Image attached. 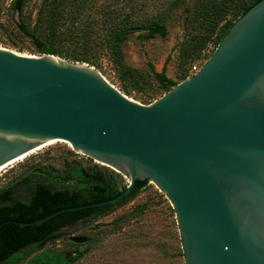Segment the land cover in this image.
Here are the masks:
<instances>
[{
    "label": "water",
    "instance_id": "obj_1",
    "mask_svg": "<svg viewBox=\"0 0 264 264\" xmlns=\"http://www.w3.org/2000/svg\"><path fill=\"white\" fill-rule=\"evenodd\" d=\"M54 140L169 200L185 264H264V0L193 76L149 105L94 68L0 48V169Z\"/></svg>",
    "mask_w": 264,
    "mask_h": 264
},
{
    "label": "trees",
    "instance_id": "obj_2",
    "mask_svg": "<svg viewBox=\"0 0 264 264\" xmlns=\"http://www.w3.org/2000/svg\"><path fill=\"white\" fill-rule=\"evenodd\" d=\"M5 1L0 0V15ZM259 1L196 0L193 16L187 20L191 29L184 57L198 55L225 17L231 15L233 20L223 25V38L234 22ZM185 2L102 0L100 4V0H11L6 11L14 27L34 42L41 55L96 66L95 56L105 45L123 69L126 66L121 46L128 36L136 31H147L149 35L161 33L169 14ZM150 3L157 8V14L151 17ZM95 13L100 14L99 19L93 16ZM153 72L165 91L176 85L163 71ZM148 182V179L137 180L128 195L113 204L63 212L39 226H22L62 209L108 201L126 189L119 190L115 177L98 166L87 168L71 162L63 172L49 167L35 168L11 187L0 189V264H18L26 256L24 250L30 247L40 252L26 264H69L70 259L64 252L44 250L48 243L62 236L61 229L72 223L87 222L108 213L114 206L123 205Z\"/></svg>",
    "mask_w": 264,
    "mask_h": 264
},
{
    "label": "rangeland",
    "instance_id": "obj_3",
    "mask_svg": "<svg viewBox=\"0 0 264 264\" xmlns=\"http://www.w3.org/2000/svg\"><path fill=\"white\" fill-rule=\"evenodd\" d=\"M10 1H5L0 15V48L41 56L34 42L11 22L6 11ZM195 5L196 0H186L171 12L161 33L149 35L147 31H136L129 35L121 46L125 68L117 64L105 45L95 56L96 66L87 65L127 98L142 105L151 104L168 92L159 85L153 70L163 71L176 85L195 75L223 39L225 21L233 20L231 15L226 16L211 41L198 55L187 59L184 52L191 29L187 20L193 16ZM148 10L149 17L157 14L156 6L151 3ZM93 16L100 18L98 13ZM194 67L197 72L193 71ZM71 162L87 168L100 167L115 177L119 190L128 185L120 173L74 152L66 142H57L1 172L0 189L11 187L35 168L49 167L63 172ZM61 233L62 236L48 243L44 250L64 252L70 259L69 264H185L175 212L151 181L123 205L114 206L108 213L87 222L67 226ZM39 252L33 247L24 250L26 256L18 264H26Z\"/></svg>",
    "mask_w": 264,
    "mask_h": 264
},
{
    "label": "bare ground",
    "instance_id": "obj_4",
    "mask_svg": "<svg viewBox=\"0 0 264 264\" xmlns=\"http://www.w3.org/2000/svg\"><path fill=\"white\" fill-rule=\"evenodd\" d=\"M17 54H19V53H17ZM20 55H23V54H20ZM25 56H27V55H25ZM57 142H65V141L54 140V141H52V142H50V143H48V144H46V145H44V146H42V147H40V148H38V149H35L34 151L30 152L29 154H27V155H25L24 157H22V158L18 159L17 161H15L13 164H15V163H17V162H20V161L24 160L25 158H27L28 156L34 154L36 151H38V150H40V149H42V148H44V147H46V146L53 145V144H55V143H57ZM66 143H67V142H66ZM8 167H9V166H8ZM8 167H5V168H3V169H0V173L3 172V171H4L6 168H8Z\"/></svg>",
    "mask_w": 264,
    "mask_h": 264
},
{
    "label": "built area",
    "instance_id": "obj_5",
    "mask_svg": "<svg viewBox=\"0 0 264 264\" xmlns=\"http://www.w3.org/2000/svg\"><path fill=\"white\" fill-rule=\"evenodd\" d=\"M193 71L197 72V68H196V67H194V68H193Z\"/></svg>",
    "mask_w": 264,
    "mask_h": 264
},
{
    "label": "flooded vegetation",
    "instance_id": "obj_6",
    "mask_svg": "<svg viewBox=\"0 0 264 264\" xmlns=\"http://www.w3.org/2000/svg\"><path fill=\"white\" fill-rule=\"evenodd\" d=\"M77 223H80V222H77ZM73 224H76V223L69 224L68 226L73 225ZM66 227H67V226H66Z\"/></svg>",
    "mask_w": 264,
    "mask_h": 264
}]
</instances>
